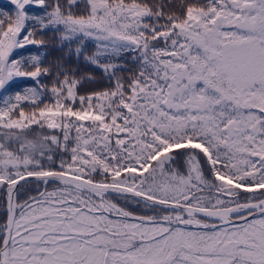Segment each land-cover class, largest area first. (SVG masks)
<instances>
[{
	"label": "snow or ice",
	"instance_id": "snow-or-ice-1",
	"mask_svg": "<svg viewBox=\"0 0 264 264\" xmlns=\"http://www.w3.org/2000/svg\"><path fill=\"white\" fill-rule=\"evenodd\" d=\"M10 5L0 264H264V0Z\"/></svg>",
	"mask_w": 264,
	"mask_h": 264
},
{
	"label": "trees",
	"instance_id": "trees-1",
	"mask_svg": "<svg viewBox=\"0 0 264 264\" xmlns=\"http://www.w3.org/2000/svg\"><path fill=\"white\" fill-rule=\"evenodd\" d=\"M6 5L8 6L7 8L5 7ZM11 7L10 2L0 1V10H10Z\"/></svg>",
	"mask_w": 264,
	"mask_h": 264
},
{
	"label": "rangeland",
	"instance_id": "rangeland-1",
	"mask_svg": "<svg viewBox=\"0 0 264 264\" xmlns=\"http://www.w3.org/2000/svg\"><path fill=\"white\" fill-rule=\"evenodd\" d=\"M0 1H3V2H8V3L10 2V0H0Z\"/></svg>",
	"mask_w": 264,
	"mask_h": 264
}]
</instances>
